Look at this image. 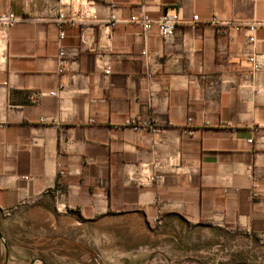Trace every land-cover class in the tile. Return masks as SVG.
Masks as SVG:
<instances>
[{"label": "crops", "instance_id": "1", "mask_svg": "<svg viewBox=\"0 0 264 264\" xmlns=\"http://www.w3.org/2000/svg\"><path fill=\"white\" fill-rule=\"evenodd\" d=\"M94 2L85 21L61 0H0L23 19L0 33L2 227L35 208L264 241V68L251 62L264 59V0ZM166 13L181 18L168 42L132 21ZM152 163L164 184L129 181Z\"/></svg>", "mask_w": 264, "mask_h": 264}, {"label": "rangeland", "instance_id": "2", "mask_svg": "<svg viewBox=\"0 0 264 264\" xmlns=\"http://www.w3.org/2000/svg\"><path fill=\"white\" fill-rule=\"evenodd\" d=\"M9 264H264V241L175 220L152 230L140 220L83 224L35 208L5 226ZM0 242V264H4Z\"/></svg>", "mask_w": 264, "mask_h": 264}, {"label": "built area", "instance_id": "3", "mask_svg": "<svg viewBox=\"0 0 264 264\" xmlns=\"http://www.w3.org/2000/svg\"><path fill=\"white\" fill-rule=\"evenodd\" d=\"M63 5H68L72 7L76 13L81 14L85 21L95 19V14L92 11V7L94 5V0H61ZM65 15L63 12L60 13V21H64ZM180 15L179 14H170L166 13L159 19H151L147 15H142L138 18H133L132 21L138 23L142 26L143 31L145 34H148L152 31H157L159 35L165 42L171 41L177 35L178 26L180 23ZM198 17H195L193 20V24L196 25L198 22ZM23 22V19L20 17L15 16L14 14H3L0 15V33L4 34L6 31L14 28L18 24ZM252 33L255 31L254 28L250 30ZM65 37V33L62 30L60 34L61 40ZM250 44L253 46L255 43V38L252 36L249 39ZM142 56H146V52L142 54ZM68 59L67 51L63 50L60 52L58 61L60 64V73L64 72L66 63ZM251 62L253 63L254 71H260L264 68V59H260L257 56H252ZM105 75L108 77L111 74V68L109 66L105 67L104 69ZM51 97L55 96V93L50 94ZM44 121V120H43ZM192 122V120H189ZM152 122L145 123L143 125H133L134 131H140L141 129L146 130H153L155 127L151 124ZM160 164L159 163H152L150 165L136 167L130 174H129V181L136 184L139 187H147L152 185H162L164 184L165 177L160 172ZM250 201L252 203L260 202V196L258 193H254ZM59 213L61 212L58 210ZM8 216V213H5ZM163 223L161 218H154L149 221L148 226L155 230L157 228L162 227Z\"/></svg>", "mask_w": 264, "mask_h": 264}, {"label": "water", "instance_id": "4", "mask_svg": "<svg viewBox=\"0 0 264 264\" xmlns=\"http://www.w3.org/2000/svg\"><path fill=\"white\" fill-rule=\"evenodd\" d=\"M0 242L3 246V249H4V254H5V257H4V264H9V249H8V245H7V242L0 230ZM30 264H46L43 260L41 259H36L34 261H32Z\"/></svg>", "mask_w": 264, "mask_h": 264}, {"label": "trees", "instance_id": "5", "mask_svg": "<svg viewBox=\"0 0 264 264\" xmlns=\"http://www.w3.org/2000/svg\"><path fill=\"white\" fill-rule=\"evenodd\" d=\"M6 228L5 227H2V223H0V230H1V232H2V234H3V236H4V238H5V240H6V242H7V245H8V249H9V260H10V250H11V244H10V241H9V239H8V237L6 236V230H5ZM5 257V256H4ZM42 260V259H41ZM44 261V260H43ZM45 262V261H44ZM46 263V262H45Z\"/></svg>", "mask_w": 264, "mask_h": 264}]
</instances>
